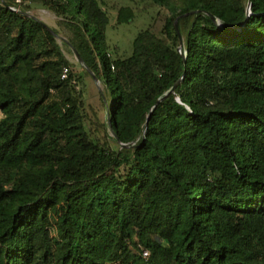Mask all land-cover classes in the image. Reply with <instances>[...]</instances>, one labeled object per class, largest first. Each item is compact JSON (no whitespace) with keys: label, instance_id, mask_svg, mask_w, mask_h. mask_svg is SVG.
Listing matches in <instances>:
<instances>
[{"label":"trees","instance_id":"16d2710c","mask_svg":"<svg viewBox=\"0 0 264 264\" xmlns=\"http://www.w3.org/2000/svg\"><path fill=\"white\" fill-rule=\"evenodd\" d=\"M131 1L162 22L113 57L105 0H0V264H264V0Z\"/></svg>","mask_w":264,"mask_h":264},{"label":"rangeland","instance_id":"374dc122","mask_svg":"<svg viewBox=\"0 0 264 264\" xmlns=\"http://www.w3.org/2000/svg\"><path fill=\"white\" fill-rule=\"evenodd\" d=\"M105 8L108 12L109 22L106 27V44L108 45L112 56L126 57L131 54L132 41L137 33L153 26L157 28L162 22V13L159 7L149 2H135L131 0H105ZM131 6L134 11V17L123 23H116L117 9L120 6ZM28 14L38 18L51 28L59 29L57 35V42L59 43L64 55L73 65L74 72L77 77H80V98L82 99L86 108L90 111H95L99 118L103 119L106 107L108 106V99L105 98L102 89V84L99 80H94L91 74L82 68L74 50L70 47L67 41L65 30L58 25V18L56 15L42 7H36ZM80 66L82 68H80ZM86 70V69H85Z\"/></svg>","mask_w":264,"mask_h":264},{"label":"water","instance_id":"95a60500","mask_svg":"<svg viewBox=\"0 0 264 264\" xmlns=\"http://www.w3.org/2000/svg\"><path fill=\"white\" fill-rule=\"evenodd\" d=\"M210 15V17L211 18H214L213 17V15H211V14H209ZM44 23V22H43ZM174 25H175V28L177 29V24L176 23H174ZM44 26L50 31V32H52V33H54L53 32V29L51 28V27H49V26H47L45 23H44ZM179 51H180V53L184 56V53H183V51H182V47L181 46H179ZM75 52V54H76V56H77V58H78V60H79V62L81 63V64H83V62H82V59H81V57L79 56V54L76 52V51H74ZM87 69V71L91 74V76H92V78L94 79V80H97V77L88 69V68H86ZM173 90V88L172 89H170V91H172ZM160 100V99H159ZM159 100H157V102L159 101ZM108 124L110 125L111 124V121L108 119ZM122 146H126V144H122Z\"/></svg>","mask_w":264,"mask_h":264},{"label":"built area","instance_id":"2783aa9c","mask_svg":"<svg viewBox=\"0 0 264 264\" xmlns=\"http://www.w3.org/2000/svg\"><path fill=\"white\" fill-rule=\"evenodd\" d=\"M17 2H20V0H16ZM67 74H68V67H64L63 68V71H62V73H61V78H66L67 77ZM142 255L144 256V257H146L147 256V251H143L142 252Z\"/></svg>","mask_w":264,"mask_h":264}]
</instances>
